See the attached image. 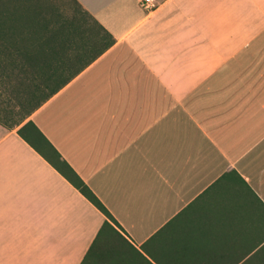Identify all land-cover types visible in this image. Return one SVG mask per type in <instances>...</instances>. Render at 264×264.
<instances>
[{"label": "crops", "instance_id": "obj_1", "mask_svg": "<svg viewBox=\"0 0 264 264\" xmlns=\"http://www.w3.org/2000/svg\"><path fill=\"white\" fill-rule=\"evenodd\" d=\"M74 1L114 43L27 120L118 225L119 258L86 264H252L264 0ZM19 127L0 125V264H82L106 218Z\"/></svg>", "mask_w": 264, "mask_h": 264}, {"label": "trees", "instance_id": "obj_2", "mask_svg": "<svg viewBox=\"0 0 264 264\" xmlns=\"http://www.w3.org/2000/svg\"><path fill=\"white\" fill-rule=\"evenodd\" d=\"M35 3L34 0H0V96L1 91L25 94L17 111L13 108L0 110V125L14 130L23 124L17 134L106 218L82 264L92 258L117 259L121 251L108 245L111 239H122L114 227L118 228L116 221L34 123L27 120L111 47L114 40L76 2L94 28L90 30L82 23L70 22L67 27L50 31L45 16ZM103 239L106 242L99 250L97 246ZM263 256V252H257L253 255L254 261L250 262L264 264Z\"/></svg>", "mask_w": 264, "mask_h": 264}, {"label": "rangeland", "instance_id": "obj_3", "mask_svg": "<svg viewBox=\"0 0 264 264\" xmlns=\"http://www.w3.org/2000/svg\"><path fill=\"white\" fill-rule=\"evenodd\" d=\"M45 16L50 31L62 26H68L70 22L82 23L85 28L92 30L94 24L87 16L84 17L74 0H34ZM85 19V20H84ZM39 97V96H38ZM25 100L24 92L9 94L1 91L0 110L3 108L19 109V103ZM38 101V99H36ZM35 101V102H36ZM1 115V114H0ZM264 253V252H263ZM261 259V257L259 258ZM264 259V256H263Z\"/></svg>", "mask_w": 264, "mask_h": 264}, {"label": "built area", "instance_id": "obj_4", "mask_svg": "<svg viewBox=\"0 0 264 264\" xmlns=\"http://www.w3.org/2000/svg\"><path fill=\"white\" fill-rule=\"evenodd\" d=\"M141 7L146 11L152 10L154 2L153 0H142Z\"/></svg>", "mask_w": 264, "mask_h": 264}]
</instances>
